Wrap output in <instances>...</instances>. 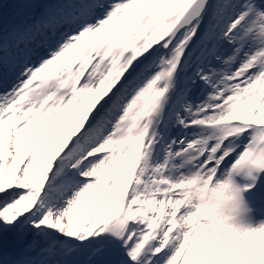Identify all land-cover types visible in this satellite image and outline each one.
<instances>
[{
	"label": "snow or ice",
	"instance_id": "obj_1",
	"mask_svg": "<svg viewBox=\"0 0 264 264\" xmlns=\"http://www.w3.org/2000/svg\"><path fill=\"white\" fill-rule=\"evenodd\" d=\"M0 264H264V0H0Z\"/></svg>",
	"mask_w": 264,
	"mask_h": 264
}]
</instances>
